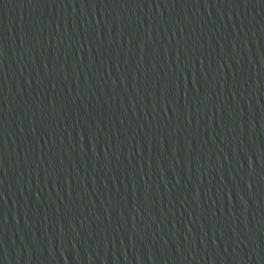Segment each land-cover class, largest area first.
I'll use <instances>...</instances> for the list:
<instances>
[{
	"label": "water",
	"instance_id": "obj_1",
	"mask_svg": "<svg viewBox=\"0 0 264 264\" xmlns=\"http://www.w3.org/2000/svg\"><path fill=\"white\" fill-rule=\"evenodd\" d=\"M0 264H264V0H0Z\"/></svg>",
	"mask_w": 264,
	"mask_h": 264
}]
</instances>
